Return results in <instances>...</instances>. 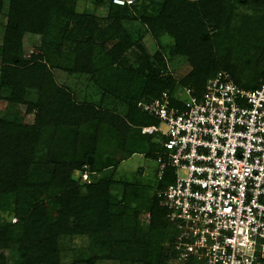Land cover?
<instances>
[{"label":"trees","instance_id":"obj_1","mask_svg":"<svg viewBox=\"0 0 264 264\" xmlns=\"http://www.w3.org/2000/svg\"><path fill=\"white\" fill-rule=\"evenodd\" d=\"M94 2L104 16L78 0H0V264H64L65 237L87 239L67 264H168L177 229L157 192L171 170L158 181L155 168L154 182L141 168L115 176L132 154L155 161L162 151L157 134L140 133L158 120L137 103L200 94L220 71L245 89L264 77V0ZM174 57L189 65L180 77Z\"/></svg>","mask_w":264,"mask_h":264},{"label":"built area","instance_id":"obj_2","mask_svg":"<svg viewBox=\"0 0 264 264\" xmlns=\"http://www.w3.org/2000/svg\"><path fill=\"white\" fill-rule=\"evenodd\" d=\"M129 4L132 0H115ZM185 95V98H181ZM137 106L158 124L140 133L159 136L157 192L177 229L168 264H262L264 260V77L253 89L225 72L203 91L183 88ZM88 181L86 172L80 174Z\"/></svg>","mask_w":264,"mask_h":264},{"label":"rangeland","instance_id":"obj_3","mask_svg":"<svg viewBox=\"0 0 264 264\" xmlns=\"http://www.w3.org/2000/svg\"><path fill=\"white\" fill-rule=\"evenodd\" d=\"M90 1V3H89ZM86 3H89L88 6H86ZM78 9L79 10H85L89 13H94L96 15L99 16H104L106 13V9L105 7H97L94 0H78ZM2 16L0 15V40H1V31H2ZM161 43L163 45V47L165 49H168V47H170V45L172 44V39L167 37V36H163L161 37ZM35 41V43L39 42V37H35V39L33 40ZM145 45L147 46V49L150 51V53H153L155 49L158 48V45L156 44V41H153L152 39H150L149 37H145L144 39ZM31 52H35L34 47L30 46L29 43H25L24 46V54L27 56L28 54H30ZM129 55H126L123 58V62L122 64L124 66H128L130 64H133L134 59H135V55L134 52H129ZM169 65V70L171 73H173V75L175 77H180L183 74H185L188 69H189V65L187 64V62L181 58V57H174L173 59H171L168 62ZM82 80V79H81ZM85 81L82 80V83H84ZM32 96H30L31 98ZM181 98H185V95H182ZM10 111H15L18 110L20 116L24 119V121L26 122H32L33 121V114H26L25 113V106L23 105H14L13 107L9 108ZM156 166V162L152 159L146 158L144 157L142 154H138V153H134L131 156L125 158L124 160L121 161L120 164H118L117 166V170L115 171V176L116 178H121L125 177V178H131L132 174L137 171L139 168H141L142 173L140 176V179L142 181H150V182H154L155 178H154V170ZM78 176V174H77ZM82 181V179H81ZM12 221H15L14 219H12ZM59 244L61 245V261L64 264L67 263H71L75 257V254L73 253V250H76V248H82L85 247L87 245V239L86 238H77L75 237L73 238H69V237H65L60 239ZM8 254V253H7ZM76 255H78V253H76ZM10 264V262H9ZM100 264H113V263H100Z\"/></svg>","mask_w":264,"mask_h":264}]
</instances>
